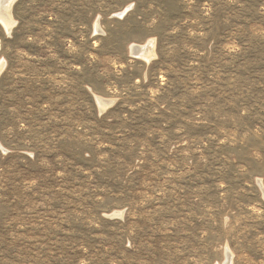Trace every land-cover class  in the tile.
Returning <instances> with one entry per match:
<instances>
[{
    "label": "rangeland",
    "instance_id": "1",
    "mask_svg": "<svg viewBox=\"0 0 264 264\" xmlns=\"http://www.w3.org/2000/svg\"><path fill=\"white\" fill-rule=\"evenodd\" d=\"M11 16L0 264H264V0H16ZM150 40L147 62L131 47Z\"/></svg>",
    "mask_w": 264,
    "mask_h": 264
},
{
    "label": "bare ground",
    "instance_id": "2",
    "mask_svg": "<svg viewBox=\"0 0 264 264\" xmlns=\"http://www.w3.org/2000/svg\"><path fill=\"white\" fill-rule=\"evenodd\" d=\"M16 0H0V21L5 27L6 31L10 33L14 20L11 16V8ZM131 51L134 55L146 60L147 62L151 61L154 54V41L150 40L146 45L131 47ZM137 57V58H138ZM101 107H105L111 101L104 100L102 98L96 99ZM226 264H231V255L227 252Z\"/></svg>",
    "mask_w": 264,
    "mask_h": 264
}]
</instances>
